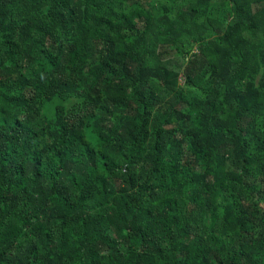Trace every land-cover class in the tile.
Masks as SVG:
<instances>
[{"label":"trees","instance_id":"1","mask_svg":"<svg viewBox=\"0 0 264 264\" xmlns=\"http://www.w3.org/2000/svg\"><path fill=\"white\" fill-rule=\"evenodd\" d=\"M0 264H264V0H0Z\"/></svg>","mask_w":264,"mask_h":264}]
</instances>
